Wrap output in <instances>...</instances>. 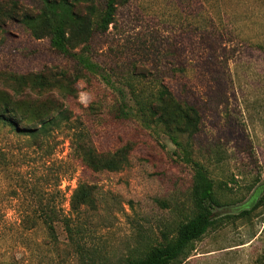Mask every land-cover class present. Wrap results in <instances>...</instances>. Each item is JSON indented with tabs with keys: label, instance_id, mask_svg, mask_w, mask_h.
Masks as SVG:
<instances>
[{
	"label": "rangeland",
	"instance_id": "374dc122",
	"mask_svg": "<svg viewBox=\"0 0 264 264\" xmlns=\"http://www.w3.org/2000/svg\"><path fill=\"white\" fill-rule=\"evenodd\" d=\"M12 1L21 10L42 6L0 3ZM106 2L95 0L96 8ZM116 8L93 37L89 67L19 22L0 30V94L54 101L67 117L34 139L0 123V264H126L195 214V164L222 203L215 217L232 220L194 242L183 264H264V203L235 217L264 194V0H128ZM39 73L50 82L67 73L68 81L30 90L19 80ZM178 103L197 109L194 135L177 119ZM78 184L92 202L76 213ZM39 202L57 207L54 234L26 227Z\"/></svg>",
	"mask_w": 264,
	"mask_h": 264
},
{
	"label": "trees",
	"instance_id": "16d2710c",
	"mask_svg": "<svg viewBox=\"0 0 264 264\" xmlns=\"http://www.w3.org/2000/svg\"><path fill=\"white\" fill-rule=\"evenodd\" d=\"M127 2L128 0H107L106 8L101 12L96 8L95 0H41L42 6L37 12L21 10L16 1H12V7L3 2L0 3V30L4 31L11 22H19L34 39H47L55 51L78 65L89 67L92 59L88 49L91 47L94 35L98 32H105L114 21L116 7ZM262 46L264 50V45ZM19 80H26V87H29L30 90H45L58 88L62 82L68 81V77L67 73H63L50 82L43 73H39L21 76ZM163 99L164 94L160 92L155 97L154 104L151 105L152 112L156 111L158 103ZM22 100L0 94V123L9 125L16 132L28 134L30 138L34 139L39 134H49L50 130L59 128L61 123L66 121V113L63 110H57L54 101L39 99L34 100L36 101L34 103L31 100L29 102ZM178 105L175 113L177 119L183 123L189 135H194L200 121L197 109L187 103L184 105L178 103ZM17 106H21V110H17ZM130 113L126 110L119 111L123 117H129ZM25 117L27 122L35 121V124L20 128L18 122ZM158 118L160 121L163 120L161 116ZM84 161L90 162L86 159ZM192 179L195 214L180 222L172 233V237L170 234L164 233L160 243L128 260L126 264H183L190 256V248L194 242L200 240L209 231L223 225L225 221L232 220V217L224 219L215 217L216 212L222 207V203L215 194L213 181L204 166L195 164ZM79 185L71 197V212L78 213L82 206L92 202L89 187ZM32 191L40 197L37 186H33ZM263 203L264 194L252 208L242 210L235 217L248 218ZM31 214L33 215H29L26 221L28 229L43 225L54 234L56 225L60 221L55 203L51 202L47 206H43L39 202ZM64 222L69 228L68 220Z\"/></svg>",
	"mask_w": 264,
	"mask_h": 264
}]
</instances>
